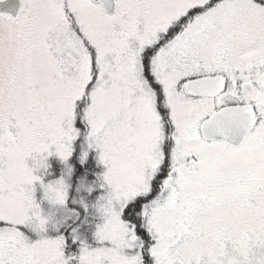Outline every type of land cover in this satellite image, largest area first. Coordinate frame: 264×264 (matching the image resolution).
<instances>
[{
    "label": "snow or ice",
    "instance_id": "snow-or-ice-1",
    "mask_svg": "<svg viewBox=\"0 0 264 264\" xmlns=\"http://www.w3.org/2000/svg\"><path fill=\"white\" fill-rule=\"evenodd\" d=\"M22 5L0 13V264H217L214 245L264 264V0ZM77 141L76 176L94 150L103 165L105 222L73 251L26 234L47 217L25 185Z\"/></svg>",
    "mask_w": 264,
    "mask_h": 264
},
{
    "label": "rangeland",
    "instance_id": "rangeland-1",
    "mask_svg": "<svg viewBox=\"0 0 264 264\" xmlns=\"http://www.w3.org/2000/svg\"><path fill=\"white\" fill-rule=\"evenodd\" d=\"M20 1L22 8V0ZM93 2L96 3L94 0ZM59 103L67 105L64 108L62 118L70 121V104L63 98L59 100ZM79 151L80 141H77L74 155L68 161H61L54 152L52 155L45 154L47 168H38L35 172L36 175L42 177L44 183L35 181L31 186L25 185L26 188L33 189V196L39 205V212L47 217V223L43 231L35 230L33 227L25 229L31 240L41 237L56 238L60 235H65L69 239L77 237L78 239L72 244L73 251L79 250L81 241L90 247L97 245L95 237L97 227L105 222L102 209L100 208V204L103 201H100L99 197L104 194L106 189L99 186L101 182L97 184L80 180L77 184L72 183ZM90 155L94 158L95 166L100 169V177L104 171L103 165L96 162L97 152L95 150ZM40 157L41 154L34 152L26 158V162L31 167ZM69 167L73 168V173L68 172ZM61 177L65 179L67 185V197L64 204L56 202V193L54 191L49 190L47 195L45 194V185L52 183L53 187H56L55 180ZM32 223L35 224L36 221L33 220ZM202 251L206 258L210 257L217 264H238L237 255H229L222 245H214L212 248H205Z\"/></svg>",
    "mask_w": 264,
    "mask_h": 264
},
{
    "label": "water",
    "instance_id": "water-1",
    "mask_svg": "<svg viewBox=\"0 0 264 264\" xmlns=\"http://www.w3.org/2000/svg\"><path fill=\"white\" fill-rule=\"evenodd\" d=\"M104 6L108 14L115 12V0H104ZM20 9V0H0V13H6L14 18L19 14Z\"/></svg>",
    "mask_w": 264,
    "mask_h": 264
},
{
    "label": "trees",
    "instance_id": "trees-1",
    "mask_svg": "<svg viewBox=\"0 0 264 264\" xmlns=\"http://www.w3.org/2000/svg\"><path fill=\"white\" fill-rule=\"evenodd\" d=\"M94 158L91 157V165H90V171L84 175H80V176H76L75 175V172H74V175L72 177V183L74 182L75 184H77L80 180H84V181H90V182H93V183H100V179H99V168H97L95 166V163H94Z\"/></svg>",
    "mask_w": 264,
    "mask_h": 264
},
{
    "label": "flooded vegetation",
    "instance_id": "flooded-vegetation-1",
    "mask_svg": "<svg viewBox=\"0 0 264 264\" xmlns=\"http://www.w3.org/2000/svg\"><path fill=\"white\" fill-rule=\"evenodd\" d=\"M96 3H98L99 1H96V0H94Z\"/></svg>",
    "mask_w": 264,
    "mask_h": 264
}]
</instances>
